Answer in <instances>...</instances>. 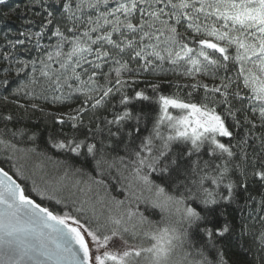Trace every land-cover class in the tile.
Returning a JSON list of instances; mask_svg holds the SVG:
<instances>
[{
	"label": "snow or ice",
	"instance_id": "snow-or-ice-1",
	"mask_svg": "<svg viewBox=\"0 0 264 264\" xmlns=\"http://www.w3.org/2000/svg\"><path fill=\"white\" fill-rule=\"evenodd\" d=\"M26 7L38 19L0 41V90L27 100L16 103L24 112L75 104L53 117L60 132L48 144L89 170L56 163L80 177L73 184L80 191L119 186L127 195L112 197L102 215L54 189L47 199L58 213L0 167V264H234L230 246L251 253L248 264H264V0H29ZM178 68L211 81L183 86L203 90L199 102L140 79ZM145 103L157 106L154 119L136 110ZM20 119L0 111L7 161L37 153V132ZM31 191L45 199L35 180ZM141 202L161 212L175 204L180 219L154 223L139 212Z\"/></svg>",
	"mask_w": 264,
	"mask_h": 264
},
{
	"label": "trees",
	"instance_id": "trees-1",
	"mask_svg": "<svg viewBox=\"0 0 264 264\" xmlns=\"http://www.w3.org/2000/svg\"><path fill=\"white\" fill-rule=\"evenodd\" d=\"M28 3L29 0H7V6H0V41L4 40L5 33H8L9 38H12L13 34L24 31L28 27L26 24L27 20L38 19V17L34 16L32 10L27 9L26 6ZM32 30H37L35 25L32 26ZM65 51H67V49H65ZM54 67H56V65H54ZM182 72L183 68H178L175 74L169 71L166 75L161 76H152L145 73L142 77H140V79L145 82L157 80L162 81L165 86L162 88L160 94L167 96L175 95L186 102H199L203 97V90L193 91V89L185 88L183 86L197 82L211 83V81L205 76H197L194 79L186 77L181 75ZM167 85L173 86L169 87ZM175 85H180L181 87L176 88ZM15 86V83L11 85L12 88H15ZM132 87L143 89L145 88V83L133 85ZM189 92H192L191 96H188ZM128 94L131 95V91H129ZM147 94L152 96L150 89H148ZM4 96L9 97V101L7 103L3 99ZM116 100H118V97ZM116 100H113V103H115ZM17 102L26 106L28 104L27 100L14 97L10 91L0 90V111L19 116L21 118V127H27L37 132L35 141L37 153L31 155L30 157H24L22 155L18 158L14 157L12 161H7L5 156L0 154V166L8 170L18 182L22 183L34 200L41 203L42 206L49 207L51 210L59 213L61 206L57 205L54 200L47 199V196L51 194L54 189H60V191L56 193L58 196L69 197L71 194L72 199L87 200L90 205H94L99 214L107 215L111 207L110 201L112 197H115L118 200L125 199L127 192L125 191L124 195H121L120 193L122 189L119 186H116L115 188L109 186L107 194L103 191H100L98 194L95 190L80 191L78 188H74V182L77 179H80V177L72 175L71 170H69V175L65 176V168L56 163V161H66L73 169L84 168L85 171L89 170V166L82 159L75 161L71 160L69 159V154L58 153L55 149H51L48 144L49 135H56L60 132V127L53 123V117L62 113H68L71 107H75V104L71 106H44V114H42L39 111L33 112L31 110L24 112L22 109H18L16 107ZM136 110L146 113L149 119H154L158 114V108L155 104L149 105L145 103L143 105H137ZM101 115H108L109 119H111V115L108 112L102 111ZM33 126L36 127L34 128ZM148 127L151 128V124H149ZM63 131L70 132L71 130L68 126H65ZM221 139L222 142H228V138ZM233 143H235V141H233ZM21 146L23 147L25 145ZM27 146L31 147L33 145L29 142ZM182 149V145H173V150L175 152L182 151ZM40 153H46L47 155H41ZM48 157H51V159H48ZM13 164L21 168L24 173V177H28V179L16 176V169L12 167ZM33 180L36 181V184L39 185L41 191L44 192L45 199L42 200L39 194L31 191L33 187ZM157 182L159 183V181ZM80 187H84V185H81ZM45 189L47 191H44ZM144 196L155 198L153 194L147 192L144 193ZM132 208L135 210L136 206L132 205ZM139 212L143 213L154 223L160 221L162 217H168L172 221H178L180 219L179 206L175 204H168L165 211L161 212L160 209H153L150 205H146L141 202L139 205ZM226 215L229 220H232L233 210L228 208ZM131 223H136V220H133ZM253 251L255 250L253 249ZM228 256L234 264H248V262L253 258L251 253L245 258L242 251L235 246L229 247Z\"/></svg>",
	"mask_w": 264,
	"mask_h": 264
},
{
	"label": "rangeland",
	"instance_id": "rangeland-1",
	"mask_svg": "<svg viewBox=\"0 0 264 264\" xmlns=\"http://www.w3.org/2000/svg\"><path fill=\"white\" fill-rule=\"evenodd\" d=\"M170 112H171L173 115H180V114H182V113L180 112V110H177V109H170Z\"/></svg>",
	"mask_w": 264,
	"mask_h": 264
},
{
	"label": "water",
	"instance_id": "water-1",
	"mask_svg": "<svg viewBox=\"0 0 264 264\" xmlns=\"http://www.w3.org/2000/svg\"><path fill=\"white\" fill-rule=\"evenodd\" d=\"M1 167V166H0ZM11 175V174H10Z\"/></svg>",
	"mask_w": 264,
	"mask_h": 264
}]
</instances>
